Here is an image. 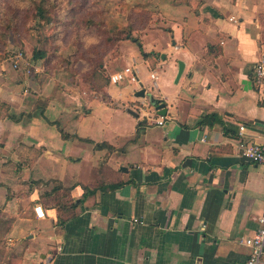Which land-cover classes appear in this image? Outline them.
Wrapping results in <instances>:
<instances>
[{"label":"crops","instance_id":"1","mask_svg":"<svg viewBox=\"0 0 264 264\" xmlns=\"http://www.w3.org/2000/svg\"><path fill=\"white\" fill-rule=\"evenodd\" d=\"M160 11L159 63L134 61L102 98L51 92V79L32 94L16 71L0 81V101L20 117L0 119V233L15 264L247 260L244 240L264 214V166L241 155L238 133L245 125L250 141L264 142V88L253 77L264 0H176Z\"/></svg>","mask_w":264,"mask_h":264},{"label":"rangeland","instance_id":"2","mask_svg":"<svg viewBox=\"0 0 264 264\" xmlns=\"http://www.w3.org/2000/svg\"><path fill=\"white\" fill-rule=\"evenodd\" d=\"M175 1L0 0V81L16 71L32 94L51 79V92L102 98L114 74L152 55L159 63L154 49L168 30L160 10ZM38 52L46 57L32 61ZM8 242L0 233V264H15Z\"/></svg>","mask_w":264,"mask_h":264},{"label":"built area","instance_id":"3","mask_svg":"<svg viewBox=\"0 0 264 264\" xmlns=\"http://www.w3.org/2000/svg\"><path fill=\"white\" fill-rule=\"evenodd\" d=\"M125 73L133 74L131 69H126L124 72L117 73L111 77V82L117 84L120 81L124 80L126 77ZM254 83L256 86H261L264 88V55L256 63L253 72ZM152 78H155V75H152ZM149 106L147 105L141 113L144 115V118L151 119L152 112L149 111ZM157 125L165 124V117H160L159 120H156ZM247 127L241 125L239 127L238 133V147L241 151V155L247 159L249 162L255 165L264 166V142L257 143L256 141H250L246 137ZM35 215L38 219H44L45 212L40 205H36L34 208ZM260 228L256 233L244 240V244L250 249V254L244 264H264V214L260 218Z\"/></svg>","mask_w":264,"mask_h":264},{"label":"trees","instance_id":"4","mask_svg":"<svg viewBox=\"0 0 264 264\" xmlns=\"http://www.w3.org/2000/svg\"><path fill=\"white\" fill-rule=\"evenodd\" d=\"M46 57V54L44 53V52H38L35 56H34V58H33V60L32 61H34V62H37L38 60H41V59H43V58H45ZM105 87H107V86H105ZM0 107L4 110V115L2 116V117H0V119H10V120H12L13 122H19L20 121V117H18V116H16V115H13L11 112H10V107L6 104V103H3L2 101H0ZM206 118H208V116L207 117H205V121H206ZM121 185H109V186H106V187H103V189L105 190V189H108V190H115V189H117V188H119ZM90 193H92V192H90ZM0 213H1V211H0ZM0 227H1V231H7V229H8V222H4L2 219H1V217H0Z\"/></svg>","mask_w":264,"mask_h":264},{"label":"water","instance_id":"5","mask_svg":"<svg viewBox=\"0 0 264 264\" xmlns=\"http://www.w3.org/2000/svg\"><path fill=\"white\" fill-rule=\"evenodd\" d=\"M183 71V65H180V71H179V75L178 78L181 76ZM136 96L138 98H145L146 96V90L145 89H141ZM150 103L152 104V106H154L156 108V110L160 113V115L162 116H166L167 112H166V108H165V104L161 103L159 104V101L157 99H155L154 97H150ZM135 118H139V114L134 113V112H130Z\"/></svg>","mask_w":264,"mask_h":264}]
</instances>
